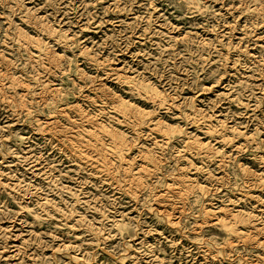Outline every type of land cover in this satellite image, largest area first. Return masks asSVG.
Segmentation results:
<instances>
[{"label":"rangeland","instance_id":"rangeland-1","mask_svg":"<svg viewBox=\"0 0 264 264\" xmlns=\"http://www.w3.org/2000/svg\"><path fill=\"white\" fill-rule=\"evenodd\" d=\"M0 264H264V0H0Z\"/></svg>","mask_w":264,"mask_h":264},{"label":"bare ground","instance_id":"bare-ground-1","mask_svg":"<svg viewBox=\"0 0 264 264\" xmlns=\"http://www.w3.org/2000/svg\"><path fill=\"white\" fill-rule=\"evenodd\" d=\"M187 3L189 4H195V0H186ZM38 48H41V46L38 44ZM143 85V84H142ZM140 89H143L145 94H147V96L152 99V100H157V98L161 99V96L159 95L160 93H158V91L156 90H152V89H149L146 85H143V86H140ZM159 101V100H158ZM121 108V107H120ZM119 108V109H120ZM118 109V110H119ZM115 143V142H114ZM200 144V143H199ZM116 146V145H115ZM121 146V145H120ZM115 148V147H114ZM120 148V147H119ZM238 220V218L236 219ZM244 222V221H243ZM242 222V223H243ZM238 223L236 221H234V226L230 227L228 224H224L223 227L225 228L226 231H228L230 234H236L237 230H236V225Z\"/></svg>","mask_w":264,"mask_h":264}]
</instances>
